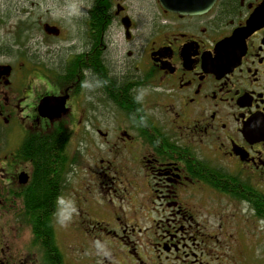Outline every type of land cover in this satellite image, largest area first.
I'll return each mask as SVG.
<instances>
[{"label":"flooded vegetation","instance_id":"af4514ba","mask_svg":"<svg viewBox=\"0 0 264 264\" xmlns=\"http://www.w3.org/2000/svg\"><path fill=\"white\" fill-rule=\"evenodd\" d=\"M169 5L0 4V264H264V0Z\"/></svg>","mask_w":264,"mask_h":264},{"label":"rangeland","instance_id":"374dc122","mask_svg":"<svg viewBox=\"0 0 264 264\" xmlns=\"http://www.w3.org/2000/svg\"><path fill=\"white\" fill-rule=\"evenodd\" d=\"M74 2H75V0H27L24 2H21L20 0H0L1 5H5V4H14L15 5L17 3H21V4L25 3L28 6V10H30V7H32L31 5L43 4L45 6V8H47L48 5H51V10H54V11H45L44 13L49 14V12H50L51 13L50 18H53V19H54V17L59 18L62 15H64L66 10L70 9L71 5L74 4ZM145 8H146V10L149 11L148 6L145 5ZM143 13H148V12L146 11ZM31 14L39 15L38 17L37 16L35 17L36 19H40L42 17V15L37 13V6L35 8H33ZM25 15H26V13H24L23 17H25ZM37 61L38 60L34 59V60H31L30 62H32V64L37 66V64H36ZM24 62H26V61L24 59H20V58H14L11 60V63L14 65V67L16 69V74L21 76L22 75L21 73L29 74L31 72L36 71V70H34V68L28 70V67L31 65L23 66L22 63H24ZM31 77H30V80L33 79V78L31 79ZM27 81H28V78H27V76H25L22 83H27ZM23 85H26V84H23ZM20 131L21 130H17V133H19ZM74 142L77 143L78 141L75 140ZM258 250H259V254L261 255L260 261L264 262V243L259 245Z\"/></svg>","mask_w":264,"mask_h":264},{"label":"trees","instance_id":"16d2710c","mask_svg":"<svg viewBox=\"0 0 264 264\" xmlns=\"http://www.w3.org/2000/svg\"><path fill=\"white\" fill-rule=\"evenodd\" d=\"M49 147L44 144H40L38 146H30L29 148V156L39 157V164H41L42 169L40 170V177H38L37 182L35 184L34 190L31 191L33 200L29 203L30 208L35 209H44L48 211L52 202L51 194L54 193V189L49 181V173L48 169L46 168L48 160L50 158L51 153L49 152ZM43 153V154H41ZM39 166V165H38Z\"/></svg>","mask_w":264,"mask_h":264},{"label":"water","instance_id":"95a60500","mask_svg":"<svg viewBox=\"0 0 264 264\" xmlns=\"http://www.w3.org/2000/svg\"><path fill=\"white\" fill-rule=\"evenodd\" d=\"M169 1L170 0H160L162 5L166 9H171V10H174L175 12H179L180 9H177L175 7H171L169 5ZM64 105H65L64 100H62L58 97L49 96V97L44 98L41 101L39 109H40L42 116L47 117L49 119H55V118L60 116L59 112H60V110L63 109Z\"/></svg>","mask_w":264,"mask_h":264}]
</instances>
